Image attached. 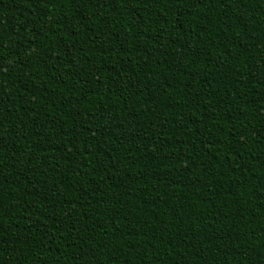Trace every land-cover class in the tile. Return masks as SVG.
I'll return each mask as SVG.
<instances>
[{
	"label": "trees",
	"instance_id": "trees-1",
	"mask_svg": "<svg viewBox=\"0 0 264 264\" xmlns=\"http://www.w3.org/2000/svg\"><path fill=\"white\" fill-rule=\"evenodd\" d=\"M0 264H264V0H0Z\"/></svg>",
	"mask_w": 264,
	"mask_h": 264
}]
</instances>
